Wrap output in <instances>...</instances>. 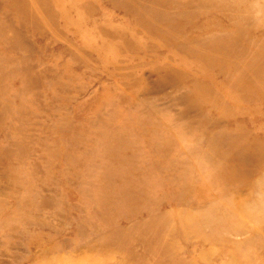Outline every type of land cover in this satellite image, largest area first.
I'll return each instance as SVG.
<instances>
[{
	"label": "rangeland",
	"instance_id": "374dc122",
	"mask_svg": "<svg viewBox=\"0 0 264 264\" xmlns=\"http://www.w3.org/2000/svg\"><path fill=\"white\" fill-rule=\"evenodd\" d=\"M0 264H264V0H0Z\"/></svg>",
	"mask_w": 264,
	"mask_h": 264
},
{
	"label": "bare ground",
	"instance_id": "6f19581e",
	"mask_svg": "<svg viewBox=\"0 0 264 264\" xmlns=\"http://www.w3.org/2000/svg\"><path fill=\"white\" fill-rule=\"evenodd\" d=\"M29 73V72H28ZM30 74V73H29ZM31 75V74H30ZM37 75V74H36ZM29 76V75H28ZM38 76V75H37ZM37 76H35V77H37ZM33 77V76H32ZM31 78V77H30ZM50 79V78H49ZM35 81H36V79H34ZM51 80V79H50ZM7 149V148H6ZM22 260V259H21Z\"/></svg>",
	"mask_w": 264,
	"mask_h": 264
}]
</instances>
